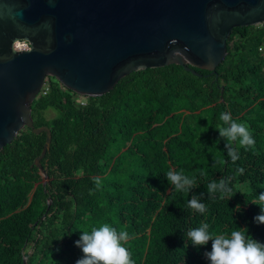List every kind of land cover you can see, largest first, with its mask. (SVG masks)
<instances>
[{
    "label": "trees",
    "instance_id": "16d2710c",
    "mask_svg": "<svg viewBox=\"0 0 264 264\" xmlns=\"http://www.w3.org/2000/svg\"><path fill=\"white\" fill-rule=\"evenodd\" d=\"M196 70L202 75L175 63L132 71L84 105L51 81L31 104L34 125L52 134L41 168L33 161L45 131L23 128L0 149V264H75L80 232L104 223L129 233L135 264H208L211 241L197 247L185 235L205 223L212 235L246 228L264 243L251 203L264 191V23L233 27L223 61ZM223 112L255 140L235 163L216 129ZM169 169L196 187L175 191ZM221 177H231L232 193L209 198L206 185ZM200 193L202 214L187 206Z\"/></svg>",
    "mask_w": 264,
    "mask_h": 264
},
{
    "label": "water",
    "instance_id": "95a60500",
    "mask_svg": "<svg viewBox=\"0 0 264 264\" xmlns=\"http://www.w3.org/2000/svg\"><path fill=\"white\" fill-rule=\"evenodd\" d=\"M262 23L264 0H0V149L23 128L45 131L41 168L52 134L31 104L48 76L87 97L148 67L201 76L225 58L233 27Z\"/></svg>",
    "mask_w": 264,
    "mask_h": 264
},
{
    "label": "clouds",
    "instance_id": "9594fccd",
    "mask_svg": "<svg viewBox=\"0 0 264 264\" xmlns=\"http://www.w3.org/2000/svg\"><path fill=\"white\" fill-rule=\"evenodd\" d=\"M19 41L14 42L18 44ZM219 119L223 122L216 129L220 138L225 140V151L227 156L235 163L239 159V148H251L255 140L249 129L241 123L233 120L230 112H223ZM238 142V145H237ZM240 174L244 173L243 168H238ZM96 188L101 187V178L93 177ZM167 181L172 188L178 192H190L196 187L195 179L183 173V170L176 171L169 169L166 173ZM231 177H221L218 181L212 180L206 185L209 198H215L219 194L221 198L232 193ZM204 193L192 195L187 206L199 213L206 212L207 208L201 202ZM260 206V213L253 219L257 224H264V191L257 194L251 202ZM237 205V210H239ZM80 237L75 241L83 255L75 264H135L131 258L129 249L125 246L132 238L125 230L118 231L107 223L92 227L90 231L80 232ZM187 240L193 246H205L211 241V250L203 253L208 264H264V243L247 235L246 228H238L230 234L212 235L209 232V225L202 224L193 228L185 234Z\"/></svg>",
    "mask_w": 264,
    "mask_h": 264
},
{
    "label": "built area",
    "instance_id": "2783aa9c",
    "mask_svg": "<svg viewBox=\"0 0 264 264\" xmlns=\"http://www.w3.org/2000/svg\"><path fill=\"white\" fill-rule=\"evenodd\" d=\"M53 79H55L54 77H52V76H48V77H46L45 79H44V82H43V85H42V87H41V89H40V91H39V94H46L47 93V91H48V89H49V86H50V83H51V81H53ZM56 80V79H55ZM57 81V80H56ZM58 82V81H57ZM58 83H60V82H58ZM61 84V83H60ZM62 85V84H61ZM63 87H64V89H68L67 87H65L64 85H62ZM38 94V95H39Z\"/></svg>",
    "mask_w": 264,
    "mask_h": 264
},
{
    "label": "rangeland",
    "instance_id": "374dc122",
    "mask_svg": "<svg viewBox=\"0 0 264 264\" xmlns=\"http://www.w3.org/2000/svg\"><path fill=\"white\" fill-rule=\"evenodd\" d=\"M53 81H56L55 79H53ZM61 89H64V87L63 86H61ZM75 93V92H74ZM77 96V98L79 99V102H80V104H85L86 103V101H87V96H84V95H80V94H78V93H75V97ZM48 116H50V115H53L52 113H48L47 114ZM68 260H70L71 262H74V256L71 258V259H68Z\"/></svg>",
    "mask_w": 264,
    "mask_h": 264
}]
</instances>
